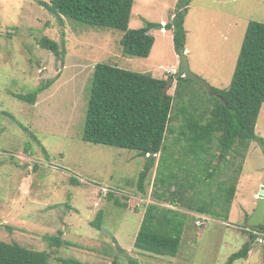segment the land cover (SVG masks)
<instances>
[{
    "label": "rangeland",
    "instance_id": "obj_1",
    "mask_svg": "<svg viewBox=\"0 0 264 264\" xmlns=\"http://www.w3.org/2000/svg\"><path fill=\"white\" fill-rule=\"evenodd\" d=\"M41 2L51 0H0V240L46 250L51 264H61L60 259L68 257L90 264H225L226 253L240 250L250 238L243 229V214L256 205L253 193L258 177L264 181V149L257 141L250 144L240 180L243 185L234 199V224L208 216L199 226L190 214L177 256L136 248L147 205H169L154 195L161 191L157 174L172 177L168 168L172 153L167 154L162 170L160 153L150 159L141 189L147 156L135 149L86 142L82 136L95 65L108 63L166 79L171 74L168 69L176 74L181 64L172 34L165 28L164 32L151 28L155 43L150 55L130 56L123 53L122 31L58 17ZM176 2L134 0L129 26L166 24ZM253 20L264 22V0H194L185 20V54L192 72L212 86L227 88ZM44 36L59 44L60 56L39 44ZM52 79L34 104L13 95L34 91ZM175 84L170 80L168 93L174 94ZM256 133L264 138V104ZM172 141L169 135L168 142ZM185 147L184 166L180 161L176 165L179 172L193 171V161L204 156L201 144ZM208 167L202 162V172L206 174ZM218 169L226 170V161ZM72 177L78 182H72ZM111 194L122 205H116ZM59 232L69 243L51 245L45 237ZM256 258L264 260L263 244L256 247L253 262L239 258L234 264H258Z\"/></svg>",
    "mask_w": 264,
    "mask_h": 264
},
{
    "label": "trees",
    "instance_id": "obj_2",
    "mask_svg": "<svg viewBox=\"0 0 264 264\" xmlns=\"http://www.w3.org/2000/svg\"><path fill=\"white\" fill-rule=\"evenodd\" d=\"M193 1L177 0L165 24V29L173 33L174 49L178 55L186 51L185 20ZM42 4L58 17L64 15L91 26L122 31L121 45L127 55L148 57L155 43V36L146 27L129 26L134 0H51L49 4ZM39 44L61 55L59 44L49 37H42ZM169 73L165 79L108 63H97L82 139L135 149L140 155L147 156L149 165L141 173V189L153 162L150 159L160 153L162 170L167 154L172 153V162L168 165L172 177L161 178L157 174L156 181L161 191L156 190L154 195L157 201L170 206L147 205L134 245L143 251L175 257L190 214L195 223V214L223 221L229 219L251 142L257 141L264 149V138L256 133L258 116L264 104V22H249L231 82L227 88L212 86L214 95L187 76L176 80L174 94H170L167 89L175 73ZM54 81L49 80L29 93L13 95L34 104L38 94ZM169 135H173L172 143L168 142ZM193 144L203 146L204 156L193 161L196 166L193 171L190 168L179 172L176 165L179 167V161L181 166L184 164L185 145L190 148ZM167 149L170 151L165 154ZM220 154H224L221 161L218 159ZM224 161L226 170L221 171L218 167ZM202 162L209 164L206 174L202 172ZM71 181L78 182L74 177ZM110 197L116 205H122L112 194ZM97 220L94 224L99 227L101 213ZM248 233V241L225 264L246 257L257 238H264V225L253 227ZM61 234L45 238L51 245L68 244ZM119 249L125 252L120 246ZM50 258V252L46 250L0 240V264H51ZM60 262L90 264L72 257L61 258Z\"/></svg>",
    "mask_w": 264,
    "mask_h": 264
},
{
    "label": "water",
    "instance_id": "obj_3",
    "mask_svg": "<svg viewBox=\"0 0 264 264\" xmlns=\"http://www.w3.org/2000/svg\"><path fill=\"white\" fill-rule=\"evenodd\" d=\"M154 27L164 29L165 24L164 23L148 24L147 29L150 30L151 28ZM180 58H181L180 69L176 73L173 79L176 81L180 76H187L194 82L203 85L211 95H214L215 93L213 91L212 85L209 84L205 79L199 77L194 72H192L190 68L188 56L185 53H183L180 55ZM263 225H264V185L261 186V190L259 192L257 207L255 208L252 215L248 217L246 221V226L249 229L255 226H263Z\"/></svg>",
    "mask_w": 264,
    "mask_h": 264
},
{
    "label": "crops",
    "instance_id": "obj_4",
    "mask_svg": "<svg viewBox=\"0 0 264 264\" xmlns=\"http://www.w3.org/2000/svg\"><path fill=\"white\" fill-rule=\"evenodd\" d=\"M162 21V20H161ZM161 31L162 32H164L165 31V29H161ZM171 34H172V38H173V33H172V31L171 30H168ZM167 32V31H166ZM168 70H171V72H175L174 70H172V69H168ZM247 158V157H246ZM245 167V166H244ZM243 172H244V169H243V171H242V174L241 175H243ZM240 180H241V177H240ZM239 185H243L242 184V182L241 181H239V184H238V186ZM262 185H264V181H263V179H261L260 177H258V182H257V186H258V189L256 190V191H254V193H253V199L255 200V206H253V208H252V210H250V208L249 209H245V212H244V214H243V216L245 217L244 218V222H245V225H246V221H247V219H248V217H250L251 215H252V213L254 212V210H255V208L257 207V200H258V196H259V192H260V190H261V186ZM238 189V188H237ZM235 199V198H234ZM234 200H233V203H232V206H231V210H230V216H229V219L226 221V223H230V225L231 224H234L233 223V218H232V210H233V205H234ZM197 215H204V214H195V216H197ZM204 216H207V215H204ZM248 216V217H247ZM208 217V216H207ZM211 218V217H210ZM208 220H209V218H208ZM243 229H247V232H249L250 231V229L249 228H247V226L246 227H244ZM249 239V238H248ZM248 239L244 242V244L248 241ZM260 243H257V242H255L253 245H252V247L250 248V250H249V252H248V255L246 256V257H244L249 263H251V262H253L251 259L253 258V255H254V253L256 252V247L259 245ZM263 246H264V244H263ZM237 252V251H236ZM235 252H233V253H226V254H228V255H226V261L229 259V257L232 255V254H234ZM235 261V260H234ZM234 261L232 262V264H234ZM254 263H258V264H264V260H262V259H260L259 258V260L256 258V260H255V262Z\"/></svg>",
    "mask_w": 264,
    "mask_h": 264
},
{
    "label": "built area",
    "instance_id": "obj_5",
    "mask_svg": "<svg viewBox=\"0 0 264 264\" xmlns=\"http://www.w3.org/2000/svg\"><path fill=\"white\" fill-rule=\"evenodd\" d=\"M168 72H171V70H168ZM196 224L197 225H203L207 220H208V217L207 216H204V215H197L196 216ZM263 236L260 238H257L256 242L257 243H260V244H264V240H263Z\"/></svg>",
    "mask_w": 264,
    "mask_h": 264
}]
</instances>
